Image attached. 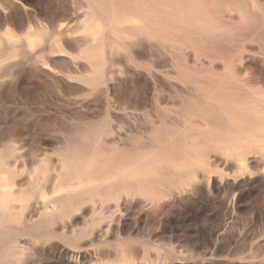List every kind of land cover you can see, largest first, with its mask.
<instances>
[{
  "label": "rangeland",
  "instance_id": "rangeland-1",
  "mask_svg": "<svg viewBox=\"0 0 264 264\" xmlns=\"http://www.w3.org/2000/svg\"><path fill=\"white\" fill-rule=\"evenodd\" d=\"M263 104L264 0H0V264H264Z\"/></svg>",
  "mask_w": 264,
  "mask_h": 264
},
{
  "label": "bare ground",
  "instance_id": "bare-ground-1",
  "mask_svg": "<svg viewBox=\"0 0 264 264\" xmlns=\"http://www.w3.org/2000/svg\"><path fill=\"white\" fill-rule=\"evenodd\" d=\"M249 97H250V95H249ZM253 97H254V95H253ZM263 105H264V104H263ZM261 108H262V107H261ZM248 123H249V122H248ZM252 132H253V131H252ZM248 133H251V132H248ZM248 133H247V134H248ZM260 133L262 134V132H260ZM255 138H256V137H255ZM257 139H258V138H257ZM261 147H262V146H261ZM190 162H191V160H190ZM195 162H196V161H195ZM197 163H198V162H197ZM199 163H200V162H199ZM192 164H193V162H192ZM192 164H191V166H192ZM201 164H202V163H201ZM198 165H199V166H197V165H195V166H197V167H201V166H202V165L200 166V164H198ZM202 167H203V166H202ZM0 168H3V167H0ZM4 170H5V169H4ZM6 170H7V169H6ZM2 171H3V170H2ZM2 173H3V172H2ZM2 173H0V174H2ZM56 181H57V180H56ZM80 182H81V181H80ZM94 182H95V181H94ZM8 183H10V182H8ZM8 183H7V184H8ZM68 184H69V183H68ZM77 184H79V183H77ZM12 185H13V184H12ZM54 185H55V184H54ZM58 185H59V184H58ZM60 185H61V184H60ZM8 186H9V185H8ZM55 186H56V185H55ZM71 186H72V185H71ZM53 187H54V186H53ZM33 188H34V187H33ZM43 188H44V187H43ZM70 188H71V187H70ZM32 190H33V189H32ZM82 191H83V190H82ZM16 192H17V191H16ZM26 192H27V191H26ZM26 192H25V193H26ZM23 193H24V192H23ZM64 193H65V192H64ZM67 193H68V192H67ZM10 194L12 195V192H11ZM10 194H9V195H10ZM27 194H28V193H27ZM68 194L70 195V193H68ZM68 194H67V195H68ZM14 195H15V194H14ZM12 196H13V195H12ZM29 196H30V195H29ZM31 196H32V195H31ZM55 196H56V195H55ZM53 197H54V196H53ZM10 198H11V196H10ZM10 198H9V199H10ZM15 198H16V197H15ZM90 198H91V197H90ZM77 199H78V198H77ZM77 201H79V200H77ZM53 203H54V202H53ZM12 204H16V203H12ZM51 204H52V203H51ZM53 205L57 206L56 204H53ZM55 206H54V207H55ZM58 207H59V206H58ZM55 208H56V207H55ZM56 209H57V208H56ZM0 210H1V209H0ZM2 211H3V209L1 210V212H2ZM52 212H53V211H52ZM0 221H1V220H0ZM7 224H8V223H7ZM28 226H29V225H28ZM2 227H3V226H2ZM4 231H5V230H4Z\"/></svg>",
  "mask_w": 264,
  "mask_h": 264
}]
</instances>
